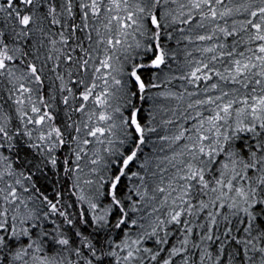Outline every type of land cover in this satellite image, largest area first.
<instances>
[{
    "label": "snow or ice",
    "instance_id": "6c2138e0",
    "mask_svg": "<svg viewBox=\"0 0 264 264\" xmlns=\"http://www.w3.org/2000/svg\"><path fill=\"white\" fill-rule=\"evenodd\" d=\"M0 264H264V0H0Z\"/></svg>",
    "mask_w": 264,
    "mask_h": 264
}]
</instances>
